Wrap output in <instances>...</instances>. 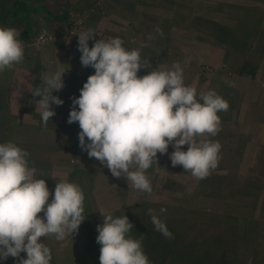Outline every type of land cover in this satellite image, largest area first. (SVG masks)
Wrapping results in <instances>:
<instances>
[{"label":"rangeland","instance_id":"rangeland-1","mask_svg":"<svg viewBox=\"0 0 264 264\" xmlns=\"http://www.w3.org/2000/svg\"><path fill=\"white\" fill-rule=\"evenodd\" d=\"M13 1L0 0V7L9 8ZM58 8L66 10L68 17L58 23L57 31L48 27L47 14L35 8L31 16L35 30L30 41L23 42L24 60L19 64L26 65L28 52L42 51L43 60L48 57L46 74L65 71L64 94L59 97L63 105H53L56 115L44 126L35 103L40 97L32 96L36 79L28 74L34 69L33 62L31 68L25 67L26 74L21 73L25 86L20 98L8 96L6 107L0 108V116L5 114L0 117L4 134L0 144L13 142L29 153V166L37 169L35 178L45 179L49 188L48 202L56 184L68 181L84 191L85 209L92 213L64 241L54 236L41 238L51 250L50 264H89L86 247L96 249L93 252L98 256L92 264H100L94 217L116 210L131 222L143 208L150 224L148 209H155L161 220L172 223L186 239L219 238L222 243L200 250L204 264H249V258L251 264H264V0H64ZM12 22L0 21V27L19 33L20 27ZM89 29L95 33L89 47L95 40L116 37L124 41L126 50L146 45L141 48V60L149 61L150 67L142 68L138 76L180 62L186 86L195 87L198 93L215 90L229 103L228 111L218 113L221 131L211 137L222 145L221 158L207 178L197 179L181 165L173 167L170 155L174 149L169 145L168 152L157 153V164L147 170L153 191L144 193L126 178L114 177L81 149L79 124L67 120L73 98L80 96L83 84L95 72L82 66L78 50L79 34ZM244 59L257 65L255 78L234 74ZM13 80L11 84L18 86L14 75ZM226 81L235 86L229 87ZM187 149L188 145L182 146L183 151ZM135 204H142L138 212L125 213L127 206ZM161 208L167 211L161 214ZM98 220L103 224V217ZM87 230L93 232L90 239L81 234ZM160 260L156 256L151 264H166Z\"/></svg>","mask_w":264,"mask_h":264},{"label":"clouds","instance_id":"clouds-1","mask_svg":"<svg viewBox=\"0 0 264 264\" xmlns=\"http://www.w3.org/2000/svg\"><path fill=\"white\" fill-rule=\"evenodd\" d=\"M157 31L163 36L162 30ZM94 34L89 29L78 36L81 64L95 72L83 84L80 96L73 98L67 120L79 124L81 149L114 177L126 178L144 193L153 191L147 170L157 164V153L168 152L169 145L174 149L170 155L173 167L181 165L193 177L207 178L221 158L222 145L211 137L221 131L218 113L228 111L229 103L215 90L198 93L195 87L186 86L180 62L138 76L142 68L150 67L149 61L141 60V48L146 45L126 50L124 41L116 37L95 40L89 47ZM24 53L17 30L0 27V72L21 63ZM64 73L41 77L44 86L32 91L34 97H40L35 103L44 126L56 115L53 105L64 103L53 95L64 88ZM184 145H188L187 151L182 150ZM28 155L13 142L0 144V259L50 264L51 250L41 238L54 236L64 241L77 233L85 219V196L75 183L61 181L49 203L46 181L35 178L37 169L29 166ZM166 211L159 210L161 214ZM148 213L155 230L172 239L156 210L148 209ZM133 228L126 215L103 214L96 237L101 245L100 264H151L143 250L144 236L132 238ZM21 253H26V258H21Z\"/></svg>","mask_w":264,"mask_h":264},{"label":"trees","instance_id":"trees-1","mask_svg":"<svg viewBox=\"0 0 264 264\" xmlns=\"http://www.w3.org/2000/svg\"><path fill=\"white\" fill-rule=\"evenodd\" d=\"M32 1L35 2L36 6L33 4ZM63 1L64 0H42V1L14 0L9 8L5 6L0 7V21L1 22H7L8 20L10 22L13 21L12 23H14V25L16 24V26H19L20 27L19 39L22 42L26 43L30 41L31 36L35 30L34 20L31 17L32 14L34 13L35 8L47 14L46 19H47L48 27L50 28V30L57 31L60 27L58 23L65 21L68 17V12L66 10H60V8H58L60 5L63 4ZM58 10L60 11L58 12ZM219 27L221 28L222 26ZM31 53L34 54V69L28 74L31 76V78L36 79L35 82L32 81V83H34L33 85H35L34 87H37L39 85L40 87H43L44 85L41 84L42 83L41 77L50 76L51 74H46V71L48 69L46 68L45 62L43 60L42 51H35V53L28 52V55H26V60L28 59ZM54 64H56L54 63V61L53 63L51 62L52 67H54ZM25 67L26 65L18 64L16 71L14 73L15 79H17L15 80V82H19L18 86L13 83L9 87L0 86V108L4 109L6 107V101L8 96H13L14 99L20 98V92L21 90H23L22 87L25 86V81L21 77V73L26 74ZM50 71L51 69H49V72ZM256 71H257V65L251 60L244 59L235 67L234 74L244 79H253L256 76ZM36 73H38L37 77H36ZM20 77L23 81L20 79ZM63 94L64 92L62 90L53 92V95L58 97H61ZM33 98H38V97L33 96ZM4 115L5 114L2 115L1 113L0 117L4 118L3 117ZM5 122L6 120L1 119V123H5ZM2 130L3 128H0V136H4V134H2ZM86 207L87 204L85 199L84 209ZM141 207L142 204H135L132 207L127 206L126 207L127 210L124 211L125 213L130 214L132 210H136L138 212V210ZM169 207L172 209V206ZM146 213H147L146 209L143 208L135 215L136 218L133 217V221L131 222L133 223L134 228L131 230L130 234H132V237L135 239H138L141 236V234H143L144 236L143 250L148 256L150 261L151 260L156 261V256H161L160 261L166 264H204L202 260L204 259V257L199 255L201 254L200 250L208 251L214 244L218 242L222 243L221 241H219V238L217 239L214 237L213 240L210 241H208L209 239L204 241H196L195 239H186L184 236L181 237L182 236L181 232H179L178 229L172 223H166V226L169 229V231L173 234V238L162 239L160 236H158L161 233L156 231L154 226L150 224L149 217L146 215ZM110 214L113 215L114 217H119L123 215L120 211H116V210ZM84 215L85 216L92 215V213L87 208L85 209ZM102 217H103L102 215L95 216L93 224L91 222L90 224L96 227L97 225H101L102 222L100 224L99 223L100 220L98 219H101ZM82 225L83 222L81 223V226ZM84 225H89V223H86ZM94 226L91 229H94ZM91 232H92L91 230H87V232H81V234L83 233L84 236L90 239L93 237V232L92 233ZM205 243L208 245L205 246L204 245ZM203 245L204 247H202ZM86 250L87 251L85 252L87 254V259L89 264L94 263L98 256L95 252H93V250L96 249H91L90 247H86ZM202 255L203 256L207 255V252H204Z\"/></svg>","mask_w":264,"mask_h":264},{"label":"crops","instance_id":"crops-1","mask_svg":"<svg viewBox=\"0 0 264 264\" xmlns=\"http://www.w3.org/2000/svg\"><path fill=\"white\" fill-rule=\"evenodd\" d=\"M44 61L45 62L48 61L47 55H45ZM33 62H34V56L32 54H30L28 59H27L26 67L31 68V65ZM16 68H17V64L14 65L11 69H7L3 72H0V86L9 87L11 85V82L13 81V75L16 71ZM61 71H63V70H61ZM21 258H26V253H21ZM0 264H19V259L13 258V257H8L6 260L0 259Z\"/></svg>","mask_w":264,"mask_h":264}]
</instances>
